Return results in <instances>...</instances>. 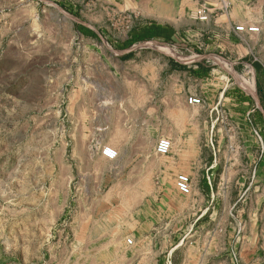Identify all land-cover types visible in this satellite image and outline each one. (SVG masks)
I'll use <instances>...</instances> for the list:
<instances>
[{"label": "rangeland", "instance_id": "rangeland-1", "mask_svg": "<svg viewBox=\"0 0 264 264\" xmlns=\"http://www.w3.org/2000/svg\"><path fill=\"white\" fill-rule=\"evenodd\" d=\"M154 1L0 0V264H244L241 249L252 247L246 248L242 231L251 230L249 217L262 213L264 177L253 166L241 175L238 147L248 135L257 141L243 124L264 138V119L249 117L247 123L246 110L239 108L240 102L261 108L252 100L255 71L239 44H264V0L258 9L255 0H157L159 7ZM200 7L209 18L213 9L228 13L235 26L227 31L209 18L194 19ZM151 23L172 30L171 38L129 40ZM246 31L252 40L242 36ZM150 55L168 65L203 60L226 86L227 100L210 118L202 103L183 112V119L200 122L199 170L188 175V195L176 190L177 174L137 169L123 177L137 190L120 191L114 188L118 165L89 159L96 162L94 172L73 167L71 146L64 144L72 129L63 127L62 100L52 109L43 104L54 81L58 87L71 77L67 88L79 80L95 86L96 78L111 84L119 74L133 75L131 65ZM23 91L30 96L25 106L16 102ZM37 91L40 106H33L31 93ZM176 130L170 153L155 154L153 168L169 161L171 151L184 150L186 130L181 139ZM253 143L255 154L260 149Z\"/></svg>", "mask_w": 264, "mask_h": 264}, {"label": "crops", "instance_id": "crops-1", "mask_svg": "<svg viewBox=\"0 0 264 264\" xmlns=\"http://www.w3.org/2000/svg\"><path fill=\"white\" fill-rule=\"evenodd\" d=\"M207 1L213 5L215 0ZM154 3L157 4V7L160 6V2L157 0ZM248 5L249 2H246L244 7L247 9ZM260 6L259 0H255V5L252 7L258 9ZM216 10H212L209 22H213L216 29L217 26H222L227 31L232 30L235 25L230 15L228 13L217 14ZM155 14L162 16L163 11L157 8ZM251 20L253 19H246V25H253L254 21ZM148 26L156 25L151 23ZM242 36L252 40V35L247 31ZM214 45L216 46V44ZM224 47L226 48V44ZM239 51L241 57L247 58L246 62L250 61L248 63L251 66L253 64L256 66V70L253 66L252 68L257 79L258 86L255 92L261 103V108L258 112L255 109H246L245 107L248 106L246 102L239 103L243 106L239 108L246 110V120L244 121L250 123L249 117L254 120L256 117L264 119V44L240 43ZM253 54L257 56L254 58ZM250 58L252 59L249 60ZM145 61L141 65H131L135 69L133 75L119 74L111 84L96 78L95 86L89 87L87 82L79 80L76 83L73 82L69 89L67 86L72 82L71 77L64 78L58 87L54 81L53 84L48 85V95L46 101L43 102L48 109H52L51 107H55L57 101L59 103L61 102L59 100H62L64 108L61 121L63 127L72 129L69 140L64 142L65 146H71L72 166L79 169L87 166L90 172H94L93 168H95L96 162L118 165L122 170L119 171V180L114 184V188L120 191L137 190L135 187H128V182L123 179L124 176L134 175L137 169L148 170L151 173L153 171L155 175L184 174L187 176L193 175L199 170L200 122L199 119H183L184 110L193 107L187 104V99L189 97L201 99L200 107L208 110L209 118L214 112H217L222 100H227L225 98L226 86L216 81L213 70L208 69V65L203 60L197 62L196 65L185 66L182 70L178 69V65L174 63H170V65L167 63L158 64L157 60L152 59V55ZM201 71L205 75L200 76ZM31 94V104L40 106L41 95L38 91ZM7 95L9 99L10 95L14 94ZM16 97L17 99L21 97V101L16 100L17 104L21 103L25 106L30 96L27 91H23ZM245 126L244 124L241 126L246 130L245 134H250L252 131L254 134L259 130H250L248 125ZM178 128L180 129V139L184 135L183 131L186 130V136L182 141L185 151L180 150L178 154L171 151L170 156L167 157L169 161H162L159 167L153 168L156 142L160 138H170L173 145L176 142L178 135L176 129ZM210 128H214V125H211ZM253 142L257 143L249 135L243 137L239 142L238 148L241 154L239 171L241 175H247L249 168L253 166L254 173H257L258 177H264V152L261 155L260 151H255L254 154ZM104 148L112 149L116 153L113 160L106 159L102 155L101 151ZM256 148L259 149L258 146ZM189 149H191L190 157H188ZM89 159H94L96 162L88 163ZM184 160L189 161L191 167L188 166L184 169L182 166ZM122 161L124 162L121 163ZM169 164H171L170 168ZM214 167L209 166L205 172H211ZM205 186L207 189L210 188L209 184L205 183ZM260 186L261 193L264 195V188L262 185ZM261 206L263 209L261 215L249 217V224L252 225L251 230L247 232L246 226L242 231L241 240H246V248L248 244L252 247L250 250L247 248L243 251L241 246V252H243L241 258L244 264H264V203Z\"/></svg>", "mask_w": 264, "mask_h": 264}, {"label": "built area", "instance_id": "built-area-1", "mask_svg": "<svg viewBox=\"0 0 264 264\" xmlns=\"http://www.w3.org/2000/svg\"><path fill=\"white\" fill-rule=\"evenodd\" d=\"M192 17L200 21H206L209 18V11L204 7L197 8L192 13ZM243 30H244V27H236V31H243ZM247 30L249 32L254 31L253 28H249ZM187 104L190 106H198L201 104V99L195 98V97H189L187 99ZM254 134L257 138V143L259 144L260 154L262 155L264 152V140L261 138L259 132L255 131ZM171 148H172V143L170 139L160 138L155 144L154 153L158 156H166L170 153ZM101 152H102V155L108 159H114L116 155V153L109 148H104ZM175 188L178 191V193L182 195L190 194L191 180L189 176L184 175V174L177 175L175 179ZM127 243L130 245L132 241L128 240Z\"/></svg>", "mask_w": 264, "mask_h": 264}, {"label": "trees", "instance_id": "trees-1", "mask_svg": "<svg viewBox=\"0 0 264 264\" xmlns=\"http://www.w3.org/2000/svg\"><path fill=\"white\" fill-rule=\"evenodd\" d=\"M172 36V32L170 30H166L162 27L159 26H148L138 32H135L131 35L129 40L131 42H138L141 40H146V39H153V38H160L164 40H169ZM130 55H127L129 57ZM253 68L256 70V66L253 64ZM178 69L182 70L185 68V66L178 65ZM202 70V69H201ZM200 76L205 75L204 73H199Z\"/></svg>", "mask_w": 264, "mask_h": 264}, {"label": "water", "instance_id": "water-1", "mask_svg": "<svg viewBox=\"0 0 264 264\" xmlns=\"http://www.w3.org/2000/svg\"><path fill=\"white\" fill-rule=\"evenodd\" d=\"M200 61H202V60H196L195 62H200ZM252 99L255 101V103L258 104L259 100H258V97L256 95V92H255V95L252 97Z\"/></svg>", "mask_w": 264, "mask_h": 264}, {"label": "bare ground", "instance_id": "bare-ground-1", "mask_svg": "<svg viewBox=\"0 0 264 264\" xmlns=\"http://www.w3.org/2000/svg\"><path fill=\"white\" fill-rule=\"evenodd\" d=\"M224 4V3H223Z\"/></svg>", "mask_w": 264, "mask_h": 264}]
</instances>
